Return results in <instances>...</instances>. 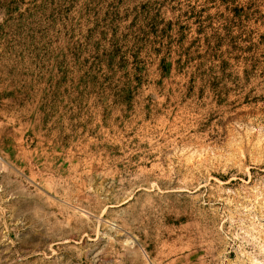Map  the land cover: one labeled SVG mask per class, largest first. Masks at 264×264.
I'll return each instance as SVG.
<instances>
[{"label":"rangeland","instance_id":"374dc122","mask_svg":"<svg viewBox=\"0 0 264 264\" xmlns=\"http://www.w3.org/2000/svg\"><path fill=\"white\" fill-rule=\"evenodd\" d=\"M0 264H264V0H0Z\"/></svg>","mask_w":264,"mask_h":264}]
</instances>
